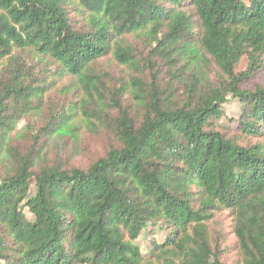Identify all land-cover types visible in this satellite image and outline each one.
Masks as SVG:
<instances>
[{"label":"trees","instance_id":"trees-1","mask_svg":"<svg viewBox=\"0 0 264 264\" xmlns=\"http://www.w3.org/2000/svg\"><path fill=\"white\" fill-rule=\"evenodd\" d=\"M262 71L264 0H0V263L264 264Z\"/></svg>","mask_w":264,"mask_h":264},{"label":"rangeland","instance_id":"rangeland-1","mask_svg":"<svg viewBox=\"0 0 264 264\" xmlns=\"http://www.w3.org/2000/svg\"><path fill=\"white\" fill-rule=\"evenodd\" d=\"M135 38L133 37V39L130 38L131 42H136L134 40ZM99 68L107 71L109 73H111L114 76L118 77H122L124 75L127 74V71L124 70L123 68L117 66L113 60L106 59L100 62L99 64ZM215 69L217 70L215 67L212 68V70ZM211 70V73H212ZM243 71L245 70V63L241 62L237 65L236 67V72L237 71ZM49 81L50 82H54L56 85V91L60 90V89H65V92H67V94H71L73 93L74 90V84H72L71 82H73L74 80L71 79V77H64L62 79H59L58 76L55 75H49ZM74 83V82H73ZM253 85H259V86H264V71H262L257 77H255L252 80V83L250 84H246L245 88H252ZM227 114V118H230V114L228 112H226ZM25 126V122H22L16 129V131L13 134V139L19 141L18 138V134H16V132H22L23 131V127ZM16 134V135H15ZM15 136V137H14ZM80 143H79V148L81 150V152L83 153V156L79 157L78 159L72 160V159H66L68 164H79L81 166H84L86 163V160L89 159L88 155L92 156L93 154L99 153L101 151V145L100 143L92 137H89V135L87 133L84 132V130H81V137H80ZM65 147L69 146V142L65 140ZM79 150V151H80ZM34 193V190L32 189L30 195H32ZM28 217L30 216L29 214H27ZM221 227V231L222 234L225 235V248H226V252H225V258L224 261L226 264H233L235 261H237V257H236V252L234 249V238L231 234V217L227 212H222L219 213L215 219H214V223L211 224V229L214 230L216 229V226ZM213 232V231H212ZM159 240V236L157 238L154 239ZM148 241H150L149 236L146 237H141L138 239V241L136 242L137 245H139L142 253L145 254L146 252V248L149 246ZM150 243V242H149ZM1 264V263H0Z\"/></svg>","mask_w":264,"mask_h":264}]
</instances>
